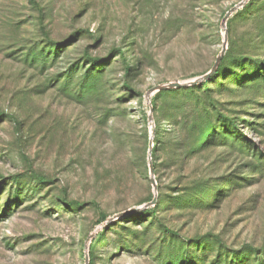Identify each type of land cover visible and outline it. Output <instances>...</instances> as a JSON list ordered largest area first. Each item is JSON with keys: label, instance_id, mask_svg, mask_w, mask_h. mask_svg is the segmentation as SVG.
<instances>
[{"label": "rangeland", "instance_id": "1", "mask_svg": "<svg viewBox=\"0 0 264 264\" xmlns=\"http://www.w3.org/2000/svg\"><path fill=\"white\" fill-rule=\"evenodd\" d=\"M0 264H264V0H0Z\"/></svg>", "mask_w": 264, "mask_h": 264}, {"label": "trees", "instance_id": "2", "mask_svg": "<svg viewBox=\"0 0 264 264\" xmlns=\"http://www.w3.org/2000/svg\"><path fill=\"white\" fill-rule=\"evenodd\" d=\"M246 11L247 9L240 12L239 14L243 15V13ZM169 92L173 93V95L178 94L185 98V100L182 102V105L179 106L185 110L184 114L186 115H184V122L183 126H181V132L183 134L187 133L188 136H191L192 141L196 138H199L196 140L199 142L205 132H207L210 127H212V124H210L211 116L210 113L207 112L206 106L204 105V100L199 102L197 96H194L195 91L190 87H182L173 91H160V94L162 95ZM210 105L211 104H209V106Z\"/></svg>", "mask_w": 264, "mask_h": 264}, {"label": "water", "instance_id": "3", "mask_svg": "<svg viewBox=\"0 0 264 264\" xmlns=\"http://www.w3.org/2000/svg\"><path fill=\"white\" fill-rule=\"evenodd\" d=\"M226 19H227V16H225V18L223 19V22H225ZM219 60H220V57L217 59V61H219ZM192 83H194V82H192ZM181 86H183V85L178 84V83H174V84H169L167 86L159 87L158 90L175 89V88H179Z\"/></svg>", "mask_w": 264, "mask_h": 264}]
</instances>
